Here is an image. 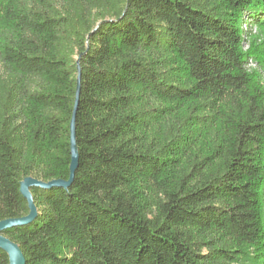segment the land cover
<instances>
[{"label": "trees", "instance_id": "1", "mask_svg": "<svg viewBox=\"0 0 264 264\" xmlns=\"http://www.w3.org/2000/svg\"><path fill=\"white\" fill-rule=\"evenodd\" d=\"M79 67L26 264H264V0H0V222L70 180Z\"/></svg>", "mask_w": 264, "mask_h": 264}, {"label": "water", "instance_id": "2", "mask_svg": "<svg viewBox=\"0 0 264 264\" xmlns=\"http://www.w3.org/2000/svg\"><path fill=\"white\" fill-rule=\"evenodd\" d=\"M79 88L76 100V109L71 123V144H72V165H71V177L69 181L55 180L48 183L36 180L32 177L26 178L21 183V193L23 197L28 201L30 214L27 217L21 219H9L0 222V250L4 251L8 257L10 264H26L25 257L18 244L11 239L4 236V232L8 229L21 227L32 223L37 217V208L35 206L31 189L33 187H40L43 189H51L54 187H61L68 189L74 182L75 174L78 168L79 156L76 144V113L77 106L80 97V83H81V68L79 67Z\"/></svg>", "mask_w": 264, "mask_h": 264}, {"label": "rangeland", "instance_id": "3", "mask_svg": "<svg viewBox=\"0 0 264 264\" xmlns=\"http://www.w3.org/2000/svg\"><path fill=\"white\" fill-rule=\"evenodd\" d=\"M255 16H256V14L253 15V17H255ZM261 36H262V34L260 33V31L259 30H255V37L261 38ZM247 49H249V48H247ZM251 71L256 72V73H260L261 80H262L263 73L259 71V69L257 68L256 65L253 66V68H251ZM240 264H249V262L244 260Z\"/></svg>", "mask_w": 264, "mask_h": 264}]
</instances>
